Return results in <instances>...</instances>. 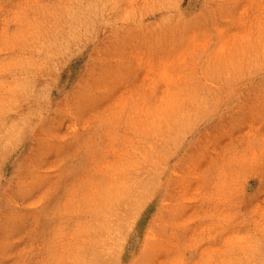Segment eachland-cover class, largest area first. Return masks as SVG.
Wrapping results in <instances>:
<instances>
[{"label":"rangeland","instance_id":"rangeland-1","mask_svg":"<svg viewBox=\"0 0 264 264\" xmlns=\"http://www.w3.org/2000/svg\"><path fill=\"white\" fill-rule=\"evenodd\" d=\"M0 264H264V0H0Z\"/></svg>","mask_w":264,"mask_h":264},{"label":"bare ground","instance_id":"bare-ground-1","mask_svg":"<svg viewBox=\"0 0 264 264\" xmlns=\"http://www.w3.org/2000/svg\"><path fill=\"white\" fill-rule=\"evenodd\" d=\"M157 134V133H156ZM150 148V147H149Z\"/></svg>","mask_w":264,"mask_h":264}]
</instances>
